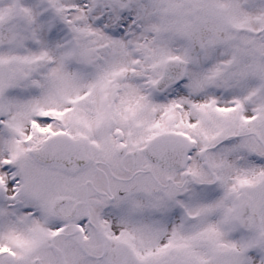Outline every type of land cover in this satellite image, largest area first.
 <instances>
[{"label":"snow or ice","instance_id":"6c2138e0","mask_svg":"<svg viewBox=\"0 0 264 264\" xmlns=\"http://www.w3.org/2000/svg\"><path fill=\"white\" fill-rule=\"evenodd\" d=\"M0 264H264V0H0Z\"/></svg>","mask_w":264,"mask_h":264}]
</instances>
